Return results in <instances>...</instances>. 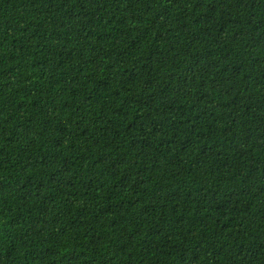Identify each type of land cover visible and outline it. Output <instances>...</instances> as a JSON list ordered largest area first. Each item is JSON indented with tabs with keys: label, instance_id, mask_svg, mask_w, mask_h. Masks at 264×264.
<instances>
[{
	"label": "trees",
	"instance_id": "16d2710c",
	"mask_svg": "<svg viewBox=\"0 0 264 264\" xmlns=\"http://www.w3.org/2000/svg\"><path fill=\"white\" fill-rule=\"evenodd\" d=\"M0 264H264V0H0Z\"/></svg>",
	"mask_w": 264,
	"mask_h": 264
}]
</instances>
